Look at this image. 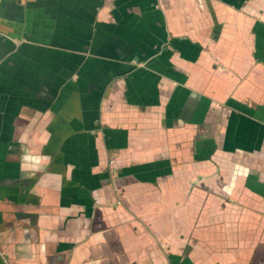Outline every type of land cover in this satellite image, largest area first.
<instances>
[{"label": "crops", "instance_id": "obj_1", "mask_svg": "<svg viewBox=\"0 0 264 264\" xmlns=\"http://www.w3.org/2000/svg\"><path fill=\"white\" fill-rule=\"evenodd\" d=\"M0 264H264V0H0Z\"/></svg>", "mask_w": 264, "mask_h": 264}, {"label": "clouds", "instance_id": "obj_2", "mask_svg": "<svg viewBox=\"0 0 264 264\" xmlns=\"http://www.w3.org/2000/svg\"><path fill=\"white\" fill-rule=\"evenodd\" d=\"M42 159L43 157L41 156L33 155L30 152H25L24 155L21 157V167L37 169L40 167V161Z\"/></svg>", "mask_w": 264, "mask_h": 264}]
</instances>
